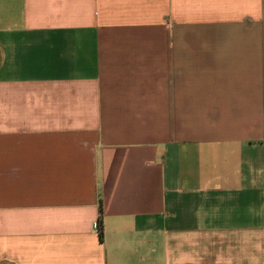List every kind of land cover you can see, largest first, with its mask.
Segmentation results:
<instances>
[{
  "label": "crops",
  "instance_id": "obj_1",
  "mask_svg": "<svg viewBox=\"0 0 264 264\" xmlns=\"http://www.w3.org/2000/svg\"><path fill=\"white\" fill-rule=\"evenodd\" d=\"M0 264H264V0H0Z\"/></svg>",
  "mask_w": 264,
  "mask_h": 264
},
{
  "label": "built area",
  "instance_id": "obj_2",
  "mask_svg": "<svg viewBox=\"0 0 264 264\" xmlns=\"http://www.w3.org/2000/svg\"><path fill=\"white\" fill-rule=\"evenodd\" d=\"M99 232H100V228H99Z\"/></svg>",
  "mask_w": 264,
  "mask_h": 264
}]
</instances>
